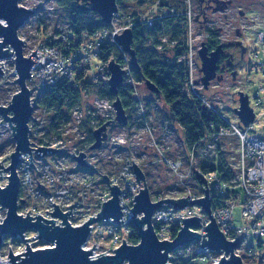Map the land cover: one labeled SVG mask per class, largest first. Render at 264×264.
<instances>
[{
  "label": "built area",
  "instance_id": "2783aa9c",
  "mask_svg": "<svg viewBox=\"0 0 264 264\" xmlns=\"http://www.w3.org/2000/svg\"><path fill=\"white\" fill-rule=\"evenodd\" d=\"M24 1L22 0L20 6L35 11L37 15L38 9L30 7ZM165 14L175 15L176 11L175 9H170ZM117 17L118 14L113 18L109 28L101 30L89 39L83 38L77 48H75L76 43L74 44L70 40L72 28L68 27L67 32L62 31L61 45H52L46 41H39L33 49L27 50L26 56L32 55L37 50L39 57V59L36 56L32 58L33 63L36 62L32 67V78L30 80L35 85L34 92L39 94L47 87H55L61 83L73 84L79 89L82 88V103L87 95H91V91L93 92L94 89L98 90L96 88L99 86L109 85L111 77L109 64L112 61L107 63L100 59L101 48L109 38H113L116 42L115 36L121 35L126 29L133 27L131 24L124 30L115 29L113 26ZM32 19H35V17ZM156 19L157 16H154L143 21L149 27H153ZM21 40L25 45L24 39ZM175 45V41L163 38L162 43L158 47L159 50H163L166 47L174 48ZM187 46L186 53L178 59V62L183 63L188 71L185 89L189 94L194 93L197 95L208 107L213 108L210 100L205 96L202 83L196 77L198 71L196 54L191 46ZM118 47L124 60L121 65L122 70H125L123 85H132L138 95L136 89L137 81H135L131 70L132 59L123 48L119 45ZM65 52H68V54ZM40 63L44 64V68ZM251 65L250 71L259 74L263 79L262 88L254 96V106L251 105L248 96L250 106L255 112V122L244 129L241 122L234 124L229 117L224 115L223 121L226 122L227 126L220 128L214 134L208 135L203 141L195 143L192 150L188 153L187 159L181 156V153L180 155L175 154L176 156L170 155L172 150L170 143L174 139L170 129L171 123L167 121L168 123L166 125L163 124L158 132L153 124V113L149 112L150 110H148L146 103L138 97L137 107L140 113L137 118L138 123H132L133 126L127 128L126 132L117 133L113 136L108 135L109 139L103 143L101 149L92 151L90 148L92 145L90 146L89 144V152L83 150L86 153V166L82 168L75 158L83 152L68 151L70 144L65 135L66 127L59 121L57 122L58 126L52 127L51 120L48 121L49 110L40 106L35 108L34 98H32L34 112L29 122V128L31 129L29 140L31 148L34 149L31 150L33 159L31 162H33L36 169L31 167L29 158L31 154H22L17 173L20 178L19 200H24V203L19 202L18 204L19 215L26 217L31 210L29 216L35 218L37 216L34 214H38L48 221L57 220L55 221V226L63 227L60 225L63 223L60 217H53L49 214L55 211L53 203L60 207L62 214L69 212L70 209L68 208L76 204L72 209L73 217H69L68 222L74 228L82 227L91 218L94 217L96 219L98 217V213L102 211L103 204L112 198L111 188L118 186L121 191L119 202L123 213V217L119 221L123 222L120 225L113 222V218H109L92 224L90 237L86 244L83 245L85 251L92 250V255L90 256L92 260H97L100 257L99 255L114 256L115 250L120 249L123 240L128 245L132 244L130 243L132 230L129 223L131 218H133L131 210L136 204L134 198L139 195L144 187V184H139L136 179V174L132 167L133 161L135 165H139L142 168L138 154L147 160L151 152L154 158L149 165L161 164L175 178V183L169 188V192H161L160 196L157 199L152 198V201L159 202L162 199L177 201L183 198L186 199L188 196L190 201L202 198L206 188L205 185H197L196 178L199 177L194 174L197 172L199 176L206 179L203 183L207 181V185L212 192L211 195L223 199L222 203L213 210V217L228 241L237 239L241 241L236 253L239 256L247 255L253 260L254 264L262 263L264 261V135L258 134L253 129L255 124H260L264 120V98L262 97L264 94V57L258 58ZM30 90L31 92L33 91L32 89ZM95 94L91 107L87 108L88 112L85 113V118L82 115L81 104L74 106L68 114L67 120L70 122L73 118L72 116L77 117V123H74L73 127L79 134L84 133L86 136H90L91 132L100 128L101 122L110 120L115 113L114 103L109 98ZM257 109L260 110L259 114L256 113ZM225 139L231 141L234 139L238 143L237 177L232 184L233 186L237 185L235 187L223 185L216 173L203 176L199 171H195L196 165L204 162L205 157H212ZM82 143L83 141L77 142L71 138V144L75 147ZM223 146L224 144L221 147ZM39 147L62 151L41 157L37 156L35 151ZM11 155L6 160L0 158V163H3L5 170L11 163ZM4 169L1 168L0 171H4ZM1 174H4L8 183L9 171ZM103 176H107L108 179ZM194 178V184L199 188L200 193L193 189L191 181ZM210 183L214 184L213 188L210 187ZM6 186L0 187L5 188ZM238 186L243 190V194L246 197L245 201H241L240 196H238L237 200L229 192V189L233 190ZM238 201L243 208L242 219L246 223L244 228H237L235 219H233L234 207ZM195 207H187L182 211H177L168 205H162V207L156 209L152 222H154L159 240L161 242L164 240L168 242L174 241L184 225L182 220L195 217L200 218L202 227L194 231L200 233L201 236H205L207 232L204 229L210 224L211 220H209L207 215H204V210L199 207L195 209ZM142 217L143 214H140L138 218ZM4 219L0 215V222H3ZM248 232L257 240V246L251 244L244 247L246 242L244 237ZM23 237L25 240H30V242H25L22 237L14 239L13 242L19 243L20 246L22 245L21 251L16 252L15 255L24 254L27 251V244L30 249L34 250L53 249L55 246V243H48L44 239L38 238L39 234L35 230L26 232ZM203 238L198 242L185 245L183 247L185 252L189 255L200 256L202 259L210 260L212 264H218L225 254L220 252L222 255L215 257L217 253L210 251L208 248L203 250L201 248ZM94 246L97 250H93ZM171 259L172 255L169 263H171Z\"/></svg>",
  "mask_w": 264,
  "mask_h": 264
},
{
  "label": "water",
  "instance_id": "95a60500",
  "mask_svg": "<svg viewBox=\"0 0 264 264\" xmlns=\"http://www.w3.org/2000/svg\"><path fill=\"white\" fill-rule=\"evenodd\" d=\"M22 0H0V60L13 59L15 64L16 74L18 78L14 81L19 85L20 90L14 95L11 104L8 106H0V117L4 121L0 124L8 122L13 131V140L16 143L15 152L10 157V165L5 170L3 163H0V174L5 171H9L10 176L5 188L0 187V211L6 210V218L3 222H0V250L4 244V238L18 239L31 230L38 232L41 240L44 239L48 243H55L53 249L34 250L30 249L27 244L26 252L21 255H15L12 250L10 251L11 264H170V254L175 253L178 249L185 247L195 242H198L203 238V244L201 248L207 250V248L214 252H223V256L218 264H245L241 255L236 253V250L240 246L239 239L235 241H228L224 233L220 230L216 220L213 217L212 202L210 188L205 182V194L202 198L190 201V197L183 198L181 200H168L162 199L159 202L152 201L151 190L148 187V181L146 175L139 165H135L133 161V168L136 174V179L139 184L143 183L144 187L138 196L134 198L136 202L133 212V218L130 220L131 226L137 229L139 243L137 245H128L123 240V244L120 249L115 250L114 256H101L97 260H92L90 256L91 251H85L83 245L89 239L91 232V225L97 222H102L109 218H113L117 224L123 221H119L123 217L121 206L119 202V196L121 191L118 186L111 188L112 198L103 204L102 211L98 213L96 219L93 217L82 227H73L68 222L69 217H73L72 207H69V212L62 214L60 207L55 206V211L51 214L53 217H60L63 223L60 224L63 227L55 226V221H48L38 214H34L37 217L33 218L30 215L31 210L27 213L26 217L18 214L19 202L24 203V200H19L20 192V178L17 173L18 166L20 165V157L22 154H31L30 162L32 159L31 142L29 140V134L31 129L29 128V122L34 112L32 106L31 90L27 85V82L31 80V70L34 66L32 58L38 57L37 50L30 56H26L24 52V42L19 37L20 30L29 23L36 15L35 11H31L28 8L21 7ZM90 9L92 12L101 16L105 25H111L115 15L119 13V7L116 0H90ZM244 12H241V16ZM4 21V22H3ZM117 44L123 48L132 59V66L139 70L138 59L136 58V51L132 48L134 37L132 36L131 29H126L121 35L114 37ZM202 47L198 51V56L201 59V73H203L202 85L203 88L208 90V87L212 80L216 79L217 71L219 69L218 62L220 61L223 53V45L219 46L216 50L209 53V50L205 44H201ZM44 68V64L40 63ZM109 71L111 74L109 80V92L112 95H119V88L124 83L125 70H122L121 65L112 60L109 64ZM221 82L222 78H218ZM13 82V83H14ZM146 86L149 91L157 94L158 89L151 82L147 81ZM239 106L235 108V112L243 125V128L249 127L255 122V112L251 108L249 98L247 94L243 92L238 93ZM115 107V122L121 125H127L129 117L126 114V109L120 98L117 97L114 100ZM114 122L105 123L102 127L94 131L95 141L91 146V150L101 149L103 143L109 139L108 128ZM37 156L43 157L46 154L61 152L52 148L45 149L39 147L35 150ZM86 153H81L75 158L80 167L86 166L85 161ZM31 167L35 168L33 162ZM197 177L199 174L196 172ZM107 178V176H103ZM2 178V177H1ZM204 182L205 178L201 177ZM108 179V178H107ZM110 182V180H109ZM111 183V182H110ZM162 205H168L177 211H182L187 207H199L204 210V215H207L210 224L206 226L204 231L207 232L205 236H201L200 233L194 230L202 227L200 218H186L184 225L177 234L176 238L172 242L164 240L161 242L156 233V228L152 218L156 209L162 207ZM128 208V207H127ZM140 214H143L142 218H138ZM36 219V220H34ZM206 238L207 241H206ZM25 240V239H24ZM30 242V240H25ZM95 247V246H94ZM93 250H97L96 247ZM0 264L1 251H0Z\"/></svg>",
  "mask_w": 264,
  "mask_h": 264
},
{
  "label": "trees",
  "instance_id": "16d2710c",
  "mask_svg": "<svg viewBox=\"0 0 264 264\" xmlns=\"http://www.w3.org/2000/svg\"><path fill=\"white\" fill-rule=\"evenodd\" d=\"M59 6L63 8L67 13L70 22V28H72V36L70 40L75 44V48L83 41V38L89 39L101 30L109 28V25H105L101 16H98L90 9V0H58ZM132 0H116L119 10L127 2ZM140 4L153 3L157 1L159 3L158 13H154L157 16L153 27L146 25L143 20L149 17H143L139 13H134L135 19L132 21V36L134 37L132 48L136 51V58L138 59L139 70L132 66L131 70L133 76L137 81L143 82L146 86L147 81H151L159 92L157 94L151 92L154 99L146 98L143 102L151 109L152 103L159 105L160 112L166 117L167 121L172 124L181 125L182 131L185 134L184 144L185 149L181 156L185 159L188 157V153L192 150L195 143L203 141L208 135L214 134L219 131L220 128L227 126L223 121V114L215 107H208L202 100L199 99L194 93H188L185 89L187 81L188 71L183 63L178 62L179 57L184 55L188 49L187 46V31L188 20L186 13V5L184 0H137ZM170 9H175L176 14L166 15ZM205 40L208 49L218 48L220 46V33L212 28L204 29ZM62 31H58L56 40L46 38L43 41L49 42L52 45H61ZM169 36L171 41H175L174 48H164L159 50V45L164 37ZM102 54L100 59L109 63L115 60L120 65L123 64L121 50L113 38H109L102 46ZM68 54V52H65ZM93 90L101 97H107L113 103L114 100L119 97L124 105L127 113L133 110L135 104H137V98L134 97L136 92L132 85L124 84L119 88V95L115 96L109 92V85H102ZM138 90V88L136 87ZM148 89V88H147ZM9 91V90H8ZM11 91V90H10ZM205 92V91H204ZM82 88H77L73 84L61 83L55 87H47L42 92L37 94V99L34 102V107H43L49 110L51 115V126L56 127L57 122L64 118H68L70 110L77 104H81L82 101ZM3 99H0V102ZM129 117V123L125 125L118 124L114 120H106L100 123V127L105 123L114 122L120 125L124 129L133 126L132 116ZM109 126V127H110ZM94 132L90 134V146L95 141ZM235 140L229 139L223 140L224 146L218 148L212 157H205L204 162L196 165L195 171H199L203 176L210 173H216L225 186H233V181L237 177L234 165L231 164L232 154H230V145ZM14 144V140H11ZM228 145V146H226ZM91 148V147H90ZM170 155L176 156L173 151H170ZM145 173V171H144ZM196 174V172L194 173ZM195 177V176H194ZM196 178V177H195ZM147 179V176H146ZM203 179L196 178L198 186L205 185L202 182ZM149 187V185H148ZM240 189L243 194V190L240 186L235 189H229V192L233 194L238 200V196L241 197V201H245L246 197L235 190ZM151 190V196L153 199H157L161 192H154ZM212 193V192H211ZM212 209L222 203V198L213 196ZM244 199V200H243ZM130 243L136 245L139 243L138 231L131 226ZM172 264H193L194 258H201L200 256L189 255L185 252L184 248L178 249L175 253H172ZM192 256L193 258H186Z\"/></svg>",
  "mask_w": 264,
  "mask_h": 264
},
{
  "label": "rangeland",
  "instance_id": "374dc122",
  "mask_svg": "<svg viewBox=\"0 0 264 264\" xmlns=\"http://www.w3.org/2000/svg\"><path fill=\"white\" fill-rule=\"evenodd\" d=\"M184 2L186 5V13H188L187 45L192 47L196 55L199 49L202 47L201 43L205 40V34L203 31L206 28H212L218 31L220 33V40L225 44L230 41L240 39L239 34L242 33L241 40L242 42L244 41L246 45L248 55L246 56L242 67L239 69L237 81H234L232 77H226L222 83L215 81L212 83V90L207 94L205 93V96H207L210 100L212 107L217 108L223 115L229 117L234 124H238L240 120L235 112V108L239 106V98L237 95L238 92L241 91L244 94H247L250 98L251 105L254 106V96L256 92L260 91L263 86L262 76L252 73L250 68L252 66L251 64H253L258 58L264 57V0H234L233 6H231V8H229L227 11H209L207 20L208 24L205 25L199 21H196L198 14H200L199 1L184 0ZM24 3L32 8H35L36 10L38 9L37 15L34 16L35 19H32L31 22L25 25L19 32V37L25 41V53H27V50L33 49L35 44L39 41H43L46 38H51L54 40L57 37L58 31L67 32L69 29V18L67 13L64 12L63 8L59 6L58 0H25ZM126 4L127 5L121 8V11L119 10L118 17L116 18L113 26L115 29L124 30L128 28L135 19L134 13H139L142 15V18H152L156 16L154 13H158L159 11V3L157 1H154L153 3H143L142 5L137 0H132ZM242 11L244 12V15L241 16L240 13ZM238 31H240L239 34L237 33ZM164 39L171 40L169 36L164 37ZM256 55H258V57H256ZM196 77H198V71L196 73ZM17 78L18 74H15L14 58L0 61V99H3V101L0 102V106L4 107L11 104L14 95L20 90L19 85L14 82ZM135 81L137 80L135 79ZM27 85L33 90L31 92V96L34 98L35 102L38 97L34 92L35 85H33V83L30 81L27 82ZM136 86L138 88V95L135 94L134 97H139L142 101L146 100V98L154 99V96L147 89V87H145L143 82L137 81ZM93 92L91 91V95H87L81 103L83 118L86 117L85 113L88 112L87 108L91 107L96 95L95 92ZM262 97L264 98V94ZM159 103L161 104V102ZM159 103H152L151 109L148 107V110H150L149 112L153 113L154 115L153 124L158 132L163 124L166 125V123L169 122H167L166 117H164L162 113H159ZM256 113L259 114L260 110L257 109ZM126 114L128 116L131 115L132 122L136 123L138 116H140L137 104H135L133 107L130 115L127 113V111ZM50 115L51 113H49L48 117ZM72 117L73 118L71 122L67 120V118L60 120L64 127H66L65 135L67 136V140H69L68 143L70 144L68 146V151L75 152L76 150L77 152H84L83 150H86V152H89L90 148L88 145L90 144V137L86 136L84 133L79 134L76 132L73 125L74 123H77V117ZM111 117V120H114L116 114L114 113V115ZM50 119L51 117H49L48 121ZM2 122L3 119L0 117V123ZM126 129L118 124H115L108 128V135L113 136L117 133H123L124 131H127ZM170 129L174 135V139L170 143L172 147L171 151L177 155H180V153L182 154L185 149V134L182 131L181 125L171 123ZM253 130L258 132L260 135H264V120L260 124H255ZM160 134L162 135V133ZM71 138L77 142L83 141V143L75 147L73 144H71ZM11 140H13V131L10 128L9 123L6 122L5 124H0V158L2 160L8 159L15 150L16 143L14 142V144H12V142H10ZM232 143L233 144L230 145L229 150L233 158H231V161L229 162L234 165V169L236 170L237 174L238 143L236 141ZM138 156L139 162H141L143 166L142 168L145 171V175L147 176L149 187L151 186L154 192H169V188H171L175 183V178H173V175L170 174L169 170L161 164L149 165L150 161H152L154 158V155L151 152L147 160H145V158L141 157L139 154ZM194 181L195 178L193 181H191L193 184V189L196 190L197 193H200L199 188L194 184ZM6 185L7 179L5 178L4 174H0V186ZM213 185L214 184L210 183V187L213 188ZM235 191L241 193L240 195L243 197L242 191L240 189ZM196 208L197 207H195V209ZM234 208L233 219H235V226L237 228L246 227V223L242 219L243 208L241 207V203L239 201L236 202ZM6 212V210H2L0 212L2 218H6ZM244 238L246 241L244 247L251 244L257 246V240H255L254 236L250 232H248ZM4 239V244L0 250L1 261L2 264H11L9 258L10 251L12 250L14 254L18 251H21L22 245L20 246L19 243L13 242L14 239L10 237ZM221 255L222 253H218L215 255V257H219ZM241 257L245 264H254L253 260L247 255L245 256L243 254ZM186 258L193 257L189 256ZM193 264H212V262L210 260L197 257L196 259L194 258ZM260 264H264V261Z\"/></svg>",
  "mask_w": 264,
  "mask_h": 264
},
{
  "label": "flooded vegetation",
  "instance_id": "af4514ba",
  "mask_svg": "<svg viewBox=\"0 0 264 264\" xmlns=\"http://www.w3.org/2000/svg\"><path fill=\"white\" fill-rule=\"evenodd\" d=\"M198 1L200 3L199 4L200 14H198L196 21L203 23V25L208 24L207 20H208L209 11H213V12H218L220 10L227 11L229 8H231V6H233L234 3V0H198ZM237 33L239 34L240 31H238ZM239 36L240 39L230 41L226 44L220 40V46L223 45L224 47H223V53L221 54L222 57L218 62L219 69L217 71V76H216L217 78L212 80V82L208 87V90L203 88L205 91L204 93L207 94L212 90L211 89L212 83L215 81H217L218 83H222L226 77H232L234 81H237L239 69L242 67L243 62L246 56L248 55L247 54L248 50L246 48V45L244 41L242 42L241 40L242 33H240ZM201 44H206V41L202 42ZM216 49L217 48L210 50L208 49V50L210 53ZM196 65L198 67V78H199L198 81L202 83L203 73H201V59L200 56H198V53L196 55ZM218 78H222V81L220 82Z\"/></svg>",
  "mask_w": 264,
  "mask_h": 264
}]
</instances>
